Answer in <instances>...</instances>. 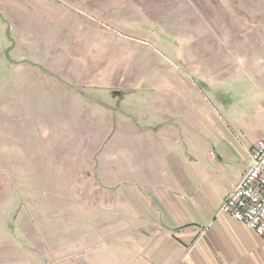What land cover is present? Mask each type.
Instances as JSON below:
<instances>
[{"label": "crops", "instance_id": "1", "mask_svg": "<svg viewBox=\"0 0 264 264\" xmlns=\"http://www.w3.org/2000/svg\"><path fill=\"white\" fill-rule=\"evenodd\" d=\"M48 4L0 0L1 76L10 84L0 98L22 102V114L13 127L2 126V138L15 140L12 167L21 189L42 199L18 209L25 215L8 225H16L17 244L2 239L0 264H264V238L219 212L249 166L246 146L264 138L259 82L250 103L241 85L236 100L228 77L220 84L211 76L207 87L216 105L210 111L179 74L146 80L134 88L150 85L143 103L132 91L121 101L142 108L145 122L136 120L130 107L115 106L113 85L89 81L90 91H75L42 62L14 57L40 50L42 29L48 36L54 26ZM121 111L136 123L117 128ZM88 174L104 184H95L94 211L110 220L99 213L90 219L88 206L55 205L57 195L77 196L70 180L79 176L87 186ZM63 179L65 188L50 187ZM63 210L71 212L63 220L47 214Z\"/></svg>", "mask_w": 264, "mask_h": 264}, {"label": "rangeland", "instance_id": "2", "mask_svg": "<svg viewBox=\"0 0 264 264\" xmlns=\"http://www.w3.org/2000/svg\"><path fill=\"white\" fill-rule=\"evenodd\" d=\"M46 1L54 24L51 31L49 29L50 34L45 36L42 29L40 50L14 52V57L23 55L42 62L54 76L59 75L73 83L75 91H90L89 81L113 85L119 94L115 106L121 110L130 107L136 120L145 122V114H139L142 108L134 101L128 106L121 101L132 91L136 100L143 103L150 85L146 87L144 83L140 88H134L146 80L154 84L179 74L195 95L194 100L210 111L216 105L215 91L207 87L212 78L221 84L225 76L228 77L236 100L239 99V85L244 91L241 94H247L250 103L256 100L253 97L258 94L256 85L260 84L264 94V0ZM2 71L4 69L0 67V93L10 86L6 83L7 78H2ZM15 74L16 71L9 72L10 77ZM12 87L14 89L16 85L12 84ZM20 103L21 100L0 98V246L2 239L17 244L16 225L13 230L9 226L12 220L25 215L24 210L19 212L18 209L42 201L39 196L33 197L21 189L12 167L16 164L15 140L2 138V126L9 123L13 127L17 116L22 114L21 106L18 107ZM120 114L115 121L117 128H122L123 123H136L127 113L121 111ZM107 134L110 139L111 133ZM88 175L87 186L84 178L74 176L70 181L74 186L78 185L75 188L79 194L71 200L57 195L55 205L88 206L90 219H95L99 213L103 214L104 220H110L107 212L94 211L98 207L95 184L101 182L94 174ZM65 182L68 180H60L58 184L51 181L50 187L65 188ZM31 184L37 186L36 182ZM104 198L99 196L103 203ZM69 212L47 214L63 220L69 217ZM1 255L0 247V259Z\"/></svg>", "mask_w": 264, "mask_h": 264}, {"label": "built area", "instance_id": "3", "mask_svg": "<svg viewBox=\"0 0 264 264\" xmlns=\"http://www.w3.org/2000/svg\"><path fill=\"white\" fill-rule=\"evenodd\" d=\"M247 151L249 166L219 212L232 216L264 238V138L249 145Z\"/></svg>", "mask_w": 264, "mask_h": 264}, {"label": "trees", "instance_id": "4", "mask_svg": "<svg viewBox=\"0 0 264 264\" xmlns=\"http://www.w3.org/2000/svg\"><path fill=\"white\" fill-rule=\"evenodd\" d=\"M45 72H47V71H45Z\"/></svg>", "mask_w": 264, "mask_h": 264}]
</instances>
